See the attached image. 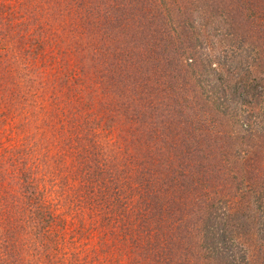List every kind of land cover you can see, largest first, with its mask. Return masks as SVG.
Returning <instances> with one entry per match:
<instances>
[{"label": "rangeland", "instance_id": "obj_1", "mask_svg": "<svg viewBox=\"0 0 264 264\" xmlns=\"http://www.w3.org/2000/svg\"><path fill=\"white\" fill-rule=\"evenodd\" d=\"M264 0H0V264H264Z\"/></svg>", "mask_w": 264, "mask_h": 264}, {"label": "trees", "instance_id": "obj_2", "mask_svg": "<svg viewBox=\"0 0 264 264\" xmlns=\"http://www.w3.org/2000/svg\"><path fill=\"white\" fill-rule=\"evenodd\" d=\"M261 9V7H260ZM262 17H264V10L261 9Z\"/></svg>", "mask_w": 264, "mask_h": 264}]
</instances>
